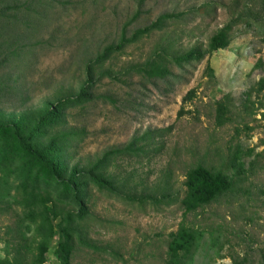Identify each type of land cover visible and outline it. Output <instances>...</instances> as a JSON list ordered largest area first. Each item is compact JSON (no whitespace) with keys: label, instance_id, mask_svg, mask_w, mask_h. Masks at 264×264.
Listing matches in <instances>:
<instances>
[{"label":"rangeland","instance_id":"374dc122","mask_svg":"<svg viewBox=\"0 0 264 264\" xmlns=\"http://www.w3.org/2000/svg\"><path fill=\"white\" fill-rule=\"evenodd\" d=\"M3 2L20 8L6 12L18 22L9 32L0 31V108L18 115L74 91L83 80L86 62L117 43L125 24H129V37L163 14L179 16L162 31L115 54L104 66L114 73L143 63L158 44L170 43V50L177 53L195 45L206 48L207 40L228 23L226 7L232 0H0V7ZM7 21L12 20L0 18L1 23ZM259 60L261 66L256 67ZM207 64L214 72L213 80L205 74ZM121 79L104 78L95 86L93 103L83 111H69L68 125L83 130L69 151L72 164L89 167L134 137L164 131L160 152L117 160L109 171L147 186L167 174L174 191L182 195L190 167L202 164L230 175L228 160L235 149L242 151L245 168L253 159L247 151L252 150L253 156L264 151V90L257 91V83L264 79V28L248 30L239 24L226 49L183 68L172 66L168 81L140 85L133 78L126 85ZM191 90L195 96L184 103ZM248 95L251 105L245 110ZM223 96H230L233 105L231 121L218 127L214 105ZM180 111L183 116L178 117ZM259 163L237 186L240 194L223 197L185 217L179 204L156 209L122 203L92 190L89 237L103 250L80 248L71 264H163L168 235L182 221L205 234L194 264H232L229 257L236 254L257 263L264 250V157ZM12 221L11 215H0V233ZM215 231L222 246L218 255V246L209 249V237ZM56 242L46 264H58L53 255Z\"/></svg>","mask_w":264,"mask_h":264},{"label":"trees","instance_id":"16d2710c","mask_svg":"<svg viewBox=\"0 0 264 264\" xmlns=\"http://www.w3.org/2000/svg\"><path fill=\"white\" fill-rule=\"evenodd\" d=\"M207 5L205 7H211ZM22 7H27L22 6ZM2 3L0 18L12 21L0 22V31L9 29L18 22L14 15L6 16L11 9ZM32 7L27 8L30 11ZM230 13L227 24L218 29L206 43V48L195 45L183 53L172 52L169 44H158L143 63L131 64L123 72H113L104 66L115 55L154 32L162 31L166 24L179 16L163 14L144 28L136 29L126 36L125 24L117 43L105 46L86 62L84 77L74 91L59 94L44 100L40 106L18 115H8L0 108V215H11V224L0 233L2 245L0 264H46V255L51 244L57 240L53 255L58 264H71L76 250L101 251L89 237L87 226L92 214L90 198L92 190L122 203L169 208L179 204L184 217L216 203L228 195L241 193L237 186L253 174L264 151H247L251 161H241L242 151L234 150L229 161L228 174L196 164L185 174L183 193L174 191L167 174L150 186L134 182L132 177L117 178L109 169L117 160L130 157H148L160 152V140L164 131H147L134 137L125 147L105 152L89 167L72 164L70 150L82 137L83 130L68 125L71 109L85 110L95 100V86L104 78L124 84L138 78L139 84L168 81L172 77V66L183 68L201 62L219 50L226 49L231 41L234 27L241 24L246 29L264 28V0H232L226 7ZM29 16V15H28ZM25 22V20H23ZM167 43L168 41L165 40ZM261 66L259 60L256 67ZM205 74L214 79V72L206 65ZM264 90V79L257 83V91ZM195 91L191 90L183 100L191 101ZM243 103L250 110L249 95ZM215 124L223 127L231 121L230 96H223L215 103ZM183 116V111L178 117ZM141 186L138 190L137 187ZM204 232L196 230L182 221L177 230L168 235L163 264H194L195 256L202 245ZM209 249L218 245L216 231L210 234ZM113 257H117L113 254ZM232 264H251L247 256L229 257ZM255 264H264V250Z\"/></svg>","mask_w":264,"mask_h":264}]
</instances>
